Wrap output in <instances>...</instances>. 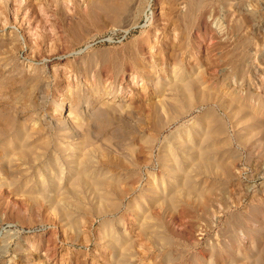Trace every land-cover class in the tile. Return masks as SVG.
<instances>
[{"label":"rangeland","instance_id":"obj_1","mask_svg":"<svg viewBox=\"0 0 264 264\" xmlns=\"http://www.w3.org/2000/svg\"><path fill=\"white\" fill-rule=\"evenodd\" d=\"M0 70V264H264V0H0Z\"/></svg>","mask_w":264,"mask_h":264},{"label":"bare ground","instance_id":"obj_2","mask_svg":"<svg viewBox=\"0 0 264 264\" xmlns=\"http://www.w3.org/2000/svg\"><path fill=\"white\" fill-rule=\"evenodd\" d=\"M232 61V60H231ZM1 71V70H0ZM25 72V71H24ZM197 72V71H196ZM34 77V76H33ZM47 79V78H46ZM187 81H188V79H186ZM57 81V80H56ZM40 82V81H39ZM69 82V81H68ZM183 82V81H182ZM2 84V83H1ZM183 86V85H182ZM191 87V86H190ZM185 88V87H184ZM192 89V88H191ZM212 89V88H211ZM185 90H187V89H185ZM213 90V89H212ZM23 92V91H22ZM227 93V92H226ZM188 94V93H187ZM221 94V93H220ZM228 94V93H227ZM226 94V95H227ZM225 95V96H226ZM41 96V95H40ZM188 96V95H187ZM26 97V96H25ZM35 97V96H34ZM189 97V96H188ZM227 97V96H226ZM190 98V97H189ZM228 98V97H227ZM44 99V98H43ZM188 99V98H187ZM229 101H230V99H229ZM233 102V101H232ZM235 103H236V101H235ZM241 103V102H240ZM237 104V103H236ZM49 105V104H48ZM17 106V105H16ZM53 110V109H52ZM72 112H73V110H72ZM75 112V111H74ZM3 113V112H2ZM4 114V113H3ZM147 116V115H146ZM213 116V115H212ZM3 118V117H2ZM100 118V117H99ZM102 118H104V116L102 117ZM4 119V118H3ZM2 119V120H3ZM5 119H6V121H7V123L9 124V123H11V116L9 117L6 113H5ZM173 119V118H172ZM1 120V119H0ZM4 121V120H3ZM15 121H16V118H15ZM4 125H5V123H4ZM11 125V126H10ZM9 126H5V127H2V128H0V142H1V140L3 141V139L2 138H6V136H9V134H11V133H13V131H16V129H17V132H15L17 135H15L14 134V136H15V140H12V141H10V143L9 144H7V146L5 147L6 149H3V150H1L0 149V152L1 153H6V152H8V154H10V155H14V156H23L24 158L26 157V156H29L30 154H32V151H33V148L34 147H31V146H33V144L31 145V140H30V137L31 136H29L28 137V131L27 132H22V129L24 130V131H26V129H27V127L25 128V126H24V128H16L17 126L15 125V123H11ZM23 125V124H22ZM23 127V126H22ZM31 128V127H30ZM221 128V127H220ZM103 129V128H102ZM222 129V128H221ZM33 130V129H32ZM129 130V129H128ZM256 130V129H255ZM30 131V130H29ZM34 131H35V129H34ZM86 131V130H85ZM214 132V131H213ZM41 133V132H40ZM43 133V132H42ZM33 134V133H32ZM30 135V134H29ZM35 136V135H34ZM40 137V136H39ZM42 138V137H41ZM32 139V138H31ZM44 139V138H43ZM42 140V139H41ZM40 140V141H41ZM46 140V139H45ZM85 141V140H84ZM259 141V140H258ZM257 141V142H258ZM261 142V141H260ZM37 143H38V141H37ZM50 143V142H49ZM43 144H45V142H43ZM228 145V144H227ZM132 147V146H131ZM211 147V146H210ZM2 148V147H1ZM45 148V147H44ZM43 148V149H44ZM207 148V147H206ZM47 149V148H46ZM80 150V149H79ZM198 150V149H197ZM38 151V150H37ZM206 152V151H205ZM10 155H9V157H10ZM198 156H199V154H198ZM197 156V157H198ZM209 156V155H208ZM40 157V156H39ZM172 157V156H171ZM6 158H8V157H6ZM18 158V157H17ZM200 157H198V158H196L195 160H197V159H199ZM205 158V157H204ZM25 159H27V158H25ZM201 159V158H200ZM9 160V159H8ZM102 160V159H101ZM209 160V159H208ZM26 161V160H25ZM59 161V160H58ZM205 161V160H204ZM56 162V161H55ZM173 162H175V161H173ZM195 162V161H194ZM206 162V161H205ZM193 163V162H192ZM232 164V163H231ZM77 165H79L78 167H77V177H76V183H77V185H79V187L81 186V185H83V183L84 182H89V184H91L92 183V181H91V178L90 179H88L87 178V176H86V170L88 169L87 168V162H78V164ZM200 167H202V166H200ZM204 167V166H203ZM177 171H179L178 169H176ZM90 171V170H89ZM182 171H180V173H181ZM90 174V173H89ZM182 174V173H181ZM186 174V173H185ZM39 176V175H38ZM75 176V175H74ZM89 176V175H88ZM183 177H182V179L185 177V175H182ZM9 178V177H8ZM92 178H94V177H92ZM96 178V177H95ZM99 178V177H98ZM72 180H73V178H72ZM90 180V181H89ZM95 180V179H94ZM186 180V179H185ZM114 181V180H113ZM62 182V181H61ZM116 183V182H115ZM121 183V182H120ZM184 183H185V181H184ZM93 184V187L96 185H94V183H92ZM100 184V183H99ZM102 185V184H101ZM183 185V180H182V184H181V186ZM90 186V185H89ZM96 187V186H95ZM95 187L93 188L95 191H96V189H95ZM180 187V186H179ZM179 187H177V189L179 188ZM184 187H186V186H184ZM183 187V188H184ZM112 188H113V186H112ZM83 189V188H82ZM111 189V188H110ZM176 189V190H177ZM186 189H190V188H187L186 187ZM176 190H174V191H176ZM194 190V189H193ZM57 191V190H56ZM102 191V190H101ZM173 191V192H174ZM187 191V190H186ZM71 192V191H70ZM99 192H100V190H99ZM172 192V193H173ZM72 193V192H71ZM96 193V192H95ZM101 193V192H100ZM99 193V194H100ZM164 193V192H163ZM99 194H95V196L93 197V198H95V199H99V200H103V198L102 197H100V195ZM180 194V193H179ZM79 195V194H78ZM169 196H170V194H169ZM124 197V196H123ZM86 199V198H85ZM94 199V200H95ZM170 201V200H169ZM100 202V201H99ZM172 204V203H171ZM78 205H80V204H78ZM185 206V205H184ZM67 213H65V215H66ZM67 217V216H66ZM70 223V222H69ZM72 224H73V222H72ZM75 224V223H74ZM259 257H260V255H259ZM251 258V257H250ZM255 259V258H254ZM244 261V260H243ZM259 258H258V260L257 261H255V264H258L259 263Z\"/></svg>","mask_w":264,"mask_h":264}]
</instances>
